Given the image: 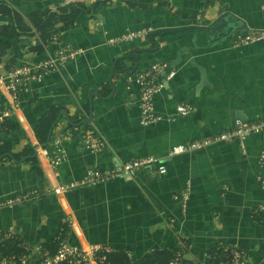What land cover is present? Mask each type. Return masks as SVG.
Wrapping results in <instances>:
<instances>
[{
	"label": "crops",
	"instance_id": "obj_1",
	"mask_svg": "<svg viewBox=\"0 0 264 264\" xmlns=\"http://www.w3.org/2000/svg\"><path fill=\"white\" fill-rule=\"evenodd\" d=\"M96 1L0 0V6L27 17L53 12L64 4L89 7ZM100 1L70 25L59 19L64 29L53 36L55 42L46 50L64 49L74 56L29 83V91L20 93L12 105L0 94V116L6 115L0 125V202L25 197L0 208V238L13 231L20 244L31 250L51 249L64 227L70 246L108 247L139 264L152 251L172 253L182 235L188 239L187 263L202 262L217 246L236 245L251 264H264V217L255 214L264 206V163L257 162L264 153V135L248 137L241 147L218 142L167 156L171 147L227 131L235 118L251 121L264 117V41L230 46L236 34L264 30V0ZM151 2L161 7L130 6ZM224 15L237 21L238 28L221 34L182 31L190 26L213 27L217 17ZM94 23L101 25L95 27ZM8 24L9 17L0 13V28ZM145 28L171 32L151 38L158 50L143 38L108 43L124 31ZM31 33L29 43L39 48L38 35L35 30ZM9 45L16 58L13 67L37 64L45 56L43 48L39 52L31 51V45L18 48L15 40ZM144 49L154 52H137ZM116 60L120 63H115L111 93L108 78ZM155 62L166 64L175 75L153 97V113L161 121L142 127L138 123V88L127 83L129 75L122 68L130 72L137 63L135 74ZM5 71L0 68V74ZM177 105H188L192 111L173 115ZM47 112L54 113L57 120L48 144L33 146L32 130ZM89 116L87 126L79 124ZM86 131L102 142L99 152L83 148ZM59 139L57 148L64 160L57 165L52 181L47 161ZM27 143L32 153L20 157ZM146 157L158 159L165 173L153 175L144 170L131 177L83 184L88 172H117L123 163ZM56 185L65 191L55 194ZM185 191L188 200L182 212L180 198Z\"/></svg>",
	"mask_w": 264,
	"mask_h": 264
},
{
	"label": "built area",
	"instance_id": "obj_2",
	"mask_svg": "<svg viewBox=\"0 0 264 264\" xmlns=\"http://www.w3.org/2000/svg\"><path fill=\"white\" fill-rule=\"evenodd\" d=\"M100 25V23H94L95 27H99ZM150 32L151 29L149 28L124 31L117 37L108 39V43L109 45L131 43L143 38ZM103 34L105 35V32ZM262 41H264V30H247L234 35L231 38L230 46L231 48H238ZM51 42H55V37H51ZM46 48L47 47L44 46L45 56L41 62L34 65L13 67L1 74L0 94L9 105L16 100L17 95L29 91V83L39 81L49 70L61 67L66 59L75 55V53L72 54L64 49H58L49 53ZM174 75L175 71L170 69L166 64L155 62L152 63L146 71L126 77L127 83L135 85L139 91L138 123L140 126L144 127L161 119L153 113V97ZM191 111L192 109L188 105H177L174 108L173 115L185 116ZM173 115L168 118V121L172 120ZM3 117H6L5 113L0 116V121ZM252 135H264V117L251 121H243L239 118H235L232 127L227 131L214 136L194 140L187 144L171 147L167 156L172 157L200 150L218 142H234L241 147L245 139ZM61 140L62 139H59L53 143L55 151L52 154L53 156L47 161V169L52 177L51 180L53 176H56L55 170L57 165L64 160L61 149L57 148ZM82 143L83 148L90 153H97L102 148V142L90 131L85 132ZM34 145L35 143L33 146ZM35 148H37V146H35ZM257 162L259 165L264 163V153L258 155ZM144 170L153 175H163L165 173V168L158 159L146 157L123 163L117 172H88L83 180V184L89 185L117 176L131 177L137 172ZM53 190L55 194L60 195L59 193L65 191V187L63 188L56 185ZM24 198V196H17L5 202H0V208L11 207ZM187 200V191H185L180 198V209L182 212H184ZM255 213L263 214L264 217V206L260 205ZM66 235L67 234L62 229L59 230L57 236L54 238V248L52 252H50L49 249L43 250L39 247L32 248L31 250L20 244V240L15 236L13 231H7L2 234L1 238L8 241L12 248L4 255L0 264H104L107 255L117 254L114 250L103 246L89 247L87 250L82 247L70 246L67 243ZM188 248V239L185 236L178 235L176 248L165 264H182ZM216 251L222 259L221 264H251L237 246H217ZM125 256L130 259L129 255L126 254Z\"/></svg>",
	"mask_w": 264,
	"mask_h": 264
},
{
	"label": "trees",
	"instance_id": "obj_3",
	"mask_svg": "<svg viewBox=\"0 0 264 264\" xmlns=\"http://www.w3.org/2000/svg\"><path fill=\"white\" fill-rule=\"evenodd\" d=\"M124 1V0H123ZM102 1H96L94 4H91L89 7H85V5L78 3V4H64L61 7L55 9V11L47 10L45 12L39 13L36 16L34 14H30L27 17H22L19 13L12 11L9 7L2 5L0 6V13L4 16L9 17V24L5 28H0V38L2 42H0V68H4L8 70L10 67H13L16 63L15 56L10 54V45L9 42L16 41L18 42V48L22 45L29 46V38L32 35L31 30H35V34L38 35L39 38V45H31V51L34 50L35 52H39L45 47H48V44L51 42V37L57 33H61L64 29L63 26L59 25V19L64 18L66 20L65 23L68 25L72 24L74 19L79 14L88 15L89 12L94 10ZM125 2V1H124ZM126 4V2H125ZM161 7V4L157 2H151L149 4L146 3H134L130 6L132 8H151V6ZM4 101V99L2 98ZM5 103V102H4ZM3 108H7L6 104ZM86 111V110H85ZM56 115L51 112H47L43 114L35 128L32 130L33 139L35 142L40 145L41 147L46 146L47 142V135L48 132L51 130ZM5 119V118H4ZM2 120L0 125L4 124L5 120ZM7 119V118H6ZM87 126V124H85ZM32 153V146L27 143L24 146L23 152L19 154L20 157L25 156L26 154ZM258 214V213H255ZM259 215V214H258ZM262 214L259 215V218L262 217ZM257 220H260L258 217L255 216ZM263 218V217H262ZM65 233V228H61ZM11 245V244H10ZM10 245L4 239L0 238V261L7 254V252L11 249ZM12 248V246H11ZM47 247H43V250H46ZM54 247H51L50 252H52ZM171 253L164 252V251H152L150 252L143 260L139 262V264H165L168 259L170 258ZM222 259L218 255L216 248L207 252L206 257L204 260L200 262H185L182 261V264H221ZM65 264V263H61ZM104 264H133V260L130 258H126L125 255L122 254H115V255H107L106 261Z\"/></svg>",
	"mask_w": 264,
	"mask_h": 264
},
{
	"label": "water",
	"instance_id": "obj_4",
	"mask_svg": "<svg viewBox=\"0 0 264 264\" xmlns=\"http://www.w3.org/2000/svg\"><path fill=\"white\" fill-rule=\"evenodd\" d=\"M217 20H218V24H216L213 27H210V26L209 27H201V26L200 27H193V26H190V27H187L186 29H183L182 31H187V30L203 31L204 30V31H208V32H210L212 34H221V32L223 33L224 30H228V29H231V28H238V26H239L238 22L237 21L235 22V20H233V18L231 16H229V15L218 16ZM163 32H171V31H169V29H162V30H157V31H153V32L151 31L150 33H148L147 35H145L143 37V41L146 44H148L150 46H153L154 50H158V45L156 43H153V41H151V38L154 37V36H157V35H159V34H161ZM173 32H174V30H173ZM137 52L140 53V54H147V53H152L154 51L145 50L144 49V50H138ZM117 62L120 63L118 60H116L112 64L111 73H110L109 78H108V85L111 88V93L113 92V87H112V84H111V78L113 76L115 63H117ZM136 66H137V63H136V65L134 66V68L130 72L125 71L124 68H122V71L124 72L125 75H132V73L136 69ZM93 92L96 95V91L93 90ZM88 100H89V112H91V100H90V97H88ZM60 115H63L64 117H66L65 113H60ZM90 120H91V116H89L88 119L82 120L79 124H86V123L90 122ZM56 121H55V123H56ZM50 132L51 131H49L48 135H47V142H46L47 144H48V141H49V138H50Z\"/></svg>",
	"mask_w": 264,
	"mask_h": 264
},
{
	"label": "rangeland",
	"instance_id": "obj_5",
	"mask_svg": "<svg viewBox=\"0 0 264 264\" xmlns=\"http://www.w3.org/2000/svg\"><path fill=\"white\" fill-rule=\"evenodd\" d=\"M38 40H39V39H38ZM0 76H2V75L0 74ZM31 83H32V82H31ZM17 97H18V95H17ZM16 100H17V98H16ZM16 100H14L12 103H14ZM5 101H6V100H5ZM6 102H7V101H6ZM7 103H8V102H7ZM12 103H11V105H12ZM2 120H3V119H2ZM2 120H1L0 122H2ZM20 122L23 123V120H20ZM73 127H74V126H73ZM86 132H87V131H86ZM29 135H30V134H29ZM30 136H31V135H30ZM30 136H29V137H30ZM30 138H31V137H30ZM31 140H32L33 144L36 143L34 139L31 138ZM36 144H37V143H36ZM231 246H236V245H231ZM237 247H238V246H237ZM238 248H239V247H238ZM239 249H240V248H239ZM240 250H241V249H240ZM241 251H242V250H241ZM242 252H243L244 255H245V252H244V251H242ZM245 258H246V255H245ZM187 261H189V259H187ZM201 263H202V262H201Z\"/></svg>",
	"mask_w": 264,
	"mask_h": 264
},
{
	"label": "bare ground",
	"instance_id": "obj_6",
	"mask_svg": "<svg viewBox=\"0 0 264 264\" xmlns=\"http://www.w3.org/2000/svg\"><path fill=\"white\" fill-rule=\"evenodd\" d=\"M85 250H87V248H85Z\"/></svg>",
	"mask_w": 264,
	"mask_h": 264
}]
</instances>
